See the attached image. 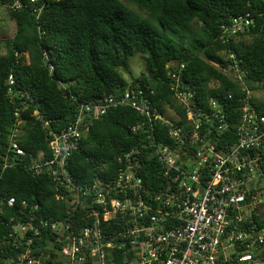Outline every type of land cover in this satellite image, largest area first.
I'll return each mask as SVG.
<instances>
[{
  "label": "built area",
  "instance_id": "built-area-1",
  "mask_svg": "<svg viewBox=\"0 0 264 264\" xmlns=\"http://www.w3.org/2000/svg\"><path fill=\"white\" fill-rule=\"evenodd\" d=\"M46 1L61 0H0V10L8 17L28 11L39 20ZM253 26L247 13L222 26L220 38L229 44ZM221 56L244 92L235 124L227 108L233 94L204 101L185 75L186 64L172 61L167 69L177 108L165 103L160 110L139 83L96 101L71 95L76 115L63 130L40 111L30 113L51 153H28L20 141L34 98L18 91L12 155L3 159L1 173L21 168L48 177L63 211L48 218L40 205L7 196L0 182V217H7L0 264H264V112L240 74L236 52ZM44 63L53 73L46 52ZM7 85L14 95L13 73ZM121 106L145 116L133 132L149 124V145L119 155L114 177L81 185L70 172L74 152L90 125ZM154 121L169 126L170 143L157 140Z\"/></svg>",
  "mask_w": 264,
  "mask_h": 264
},
{
  "label": "trees",
  "instance_id": "trees-1",
  "mask_svg": "<svg viewBox=\"0 0 264 264\" xmlns=\"http://www.w3.org/2000/svg\"><path fill=\"white\" fill-rule=\"evenodd\" d=\"M127 1L147 17L121 0L46 1L39 20L28 11L12 13L8 21L14 25L13 36L3 37L0 31V49L5 50L0 54L1 186L19 203L28 200L40 205L48 218L63 211L48 177L21 168L1 173L3 159L12 155L8 149L16 125L14 111L22 105L18 91L24 90L34 98L33 106L24 114L26 127L20 145L28 153L43 150L50 155L46 132L30 113L40 111L53 121V127L63 130L76 115L71 95L79 102L96 101L119 95L137 83L160 110L165 103L177 108L167 69L172 61L186 64L185 75L204 101L218 94H233V99L227 100L233 124L239 120L235 109L244 92L225 71L221 54L228 49L235 51L248 89L264 90V0ZM247 13L252 15L254 26L224 44L220 38L222 26ZM45 52L54 66L53 73L44 63ZM136 54L147 55L145 70L129 83L121 70L127 69L129 59ZM12 73L16 77L14 95L8 93L7 85ZM60 83L67 88L60 87ZM254 102L264 112V100L255 98ZM143 121L144 115L123 106L96 120L71 159L74 178L86 185L98 178L114 177L119 155L149 145V124L145 130L133 132V127ZM153 125L157 140L170 143L169 126L161 121ZM6 220V216L0 217V235L6 231Z\"/></svg>",
  "mask_w": 264,
  "mask_h": 264
},
{
  "label": "rangeland",
  "instance_id": "rangeland-1",
  "mask_svg": "<svg viewBox=\"0 0 264 264\" xmlns=\"http://www.w3.org/2000/svg\"><path fill=\"white\" fill-rule=\"evenodd\" d=\"M121 1L139 12L142 16L147 17L146 13L140 11L136 6L132 5L127 0ZM5 18L8 19L9 17L3 10H0V31L3 30V37H12L14 34V25L10 22V19L3 25L1 21ZM146 60L147 55L145 54H136L129 59L127 69L121 70V74L127 82L132 83L134 80L139 79L142 76L145 70ZM255 98L258 100H264V90L255 91Z\"/></svg>",
  "mask_w": 264,
  "mask_h": 264
}]
</instances>
